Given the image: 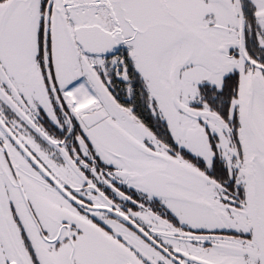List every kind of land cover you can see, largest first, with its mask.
<instances>
[{
	"label": "snow or ice",
	"instance_id": "1",
	"mask_svg": "<svg viewBox=\"0 0 264 264\" xmlns=\"http://www.w3.org/2000/svg\"><path fill=\"white\" fill-rule=\"evenodd\" d=\"M0 264H264V0H0Z\"/></svg>",
	"mask_w": 264,
	"mask_h": 264
}]
</instances>
